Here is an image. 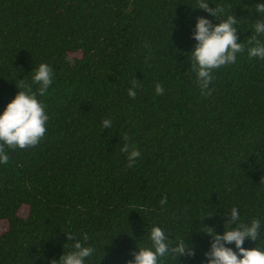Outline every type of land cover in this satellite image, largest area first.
<instances>
[{"label":"trees","instance_id":"1","mask_svg":"<svg viewBox=\"0 0 264 264\" xmlns=\"http://www.w3.org/2000/svg\"><path fill=\"white\" fill-rule=\"evenodd\" d=\"M256 2L209 0L237 17L243 50L201 90L191 32L212 17L195 0H0V111L16 78L53 69L38 96L44 137L0 164V264H49L71 250L69 233L96 249L86 264H127L151 225L175 239L213 215L193 222L196 255L177 260L201 264L200 225L220 232L233 206L264 222V59L247 55ZM124 144L140 153L132 166Z\"/></svg>","mask_w":264,"mask_h":264},{"label":"clouds","instance_id":"2","mask_svg":"<svg viewBox=\"0 0 264 264\" xmlns=\"http://www.w3.org/2000/svg\"><path fill=\"white\" fill-rule=\"evenodd\" d=\"M196 7L203 9L212 19L204 16L195 18L191 32L194 41L193 49L188 54L191 58V67L195 71L197 83L201 90L208 89L212 80V70L232 64L237 59V54L243 50V44L237 42V17L232 12L228 13L224 7L216 5L209 7V0H195ZM252 11L256 18L251 19L250 36L247 37V55L252 58L264 59V0H257ZM215 21V23H213ZM31 83H25L24 77L15 83L17 92L14 97L0 111V164L8 161L6 148H20L35 146L44 137L46 123L49 116L45 105L38 96L43 97L52 84V67L41 62L31 68ZM17 77V76H16ZM38 87L35 91L31 85ZM136 83L127 90L129 97L136 95ZM155 93L162 94L164 89L157 83ZM111 124L109 119H104L102 125L107 128ZM121 151L128 153V164H135L140 153L135 148L129 151V145L124 144ZM165 203L164 199L160 204ZM193 219L187 230L186 237L171 238L165 228L153 224L147 230V244H136L132 259L127 264H164L166 260H173L177 264L179 257H194L196 247L188 240L189 232L193 229V222H200L205 217ZM222 230L217 232L214 227H198L199 233L207 238L206 250L202 253L201 264H264V222L258 216L247 220L241 218L236 206L224 213ZM67 241L71 240V250L63 251L58 259L51 260L49 264H86L96 249L92 245L85 246L72 234H65ZM145 236V235H144ZM86 240L87 237H84ZM254 242L251 248L244 247L245 241Z\"/></svg>","mask_w":264,"mask_h":264},{"label":"rangeland","instance_id":"3","mask_svg":"<svg viewBox=\"0 0 264 264\" xmlns=\"http://www.w3.org/2000/svg\"><path fill=\"white\" fill-rule=\"evenodd\" d=\"M25 213H26V209H22L20 214L21 215H25ZM3 228H4V226L0 225V230L3 229Z\"/></svg>","mask_w":264,"mask_h":264}]
</instances>
